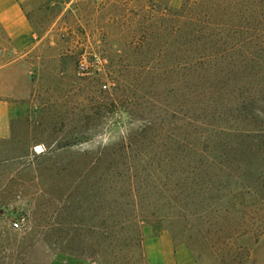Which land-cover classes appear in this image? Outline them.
<instances>
[{
	"label": "rangeland",
	"instance_id": "1",
	"mask_svg": "<svg viewBox=\"0 0 264 264\" xmlns=\"http://www.w3.org/2000/svg\"><path fill=\"white\" fill-rule=\"evenodd\" d=\"M8 2L0 14L12 13ZM18 8L29 30L18 47L0 23V82L12 105L0 137V264H264V143L252 156L220 160L234 150L198 158L190 146L184 157L173 142L194 128L181 67L202 44L184 46V32L198 29H184L181 16L213 24L205 54L227 57L208 62L254 67L264 59V0ZM237 20L250 31L219 29ZM82 58L99 69L79 76ZM136 229L140 247L125 248Z\"/></svg>",
	"mask_w": 264,
	"mask_h": 264
},
{
	"label": "trees",
	"instance_id": "2",
	"mask_svg": "<svg viewBox=\"0 0 264 264\" xmlns=\"http://www.w3.org/2000/svg\"><path fill=\"white\" fill-rule=\"evenodd\" d=\"M189 7L187 1L184 3L182 11L186 12ZM181 20L184 29L189 26L198 29L195 33L184 32V46L202 44L199 51L195 50V62L184 64L181 67L184 76V81L181 83L182 96L187 109L192 112L193 117L190 122L194 128H183L181 133L177 135V142L176 139L173 142L183 146L185 151L186 147H194L195 153H192V156L198 158L213 157L211 153L207 152V155L208 148L237 150L236 152L228 151L225 153L226 155L219 152L215 156L219 157L220 160L229 155L230 158L235 155L241 158L252 156V148L264 143V59L260 61L263 63H255L254 67L208 62L217 59L223 61L227 57L224 53H218L213 58L205 54L206 46L210 42V36H207L205 31L210 29L213 24L210 26L211 23L208 20H197L184 16H181ZM250 27L249 22L237 20L227 25L222 23L219 29L222 32L228 30L234 32L233 34H240L250 31ZM262 33L264 36V29ZM260 51L264 52V45L261 46ZM257 122L259 124L255 126L256 128H245L246 126H244V123L249 127L248 125ZM146 133L143 131L142 137ZM238 150L239 153H237ZM183 151L184 157L190 156L187 151ZM230 164H234V162L232 161ZM219 165L220 167L223 166ZM198 170L199 168L192 167L186 174L191 175ZM181 181L182 185H187L185 187H188L192 182H189L188 179ZM180 198L190 199L193 198V194H182ZM240 198L235 197L237 204H239ZM184 210L186 209H181V211ZM181 219L186 220L188 218H184L181 214ZM136 230L131 237L127 236L123 239L125 248L140 247L141 238L138 229ZM103 233L104 236L112 235V232L107 229ZM107 245V247L111 246V244Z\"/></svg>",
	"mask_w": 264,
	"mask_h": 264
},
{
	"label": "crops",
	"instance_id": "3",
	"mask_svg": "<svg viewBox=\"0 0 264 264\" xmlns=\"http://www.w3.org/2000/svg\"><path fill=\"white\" fill-rule=\"evenodd\" d=\"M31 0H9L12 13L3 12L0 14V23L2 30L11 42L18 47L22 38L29 37V30L23 27L22 18H20L19 6L29 3ZM3 66H0V79L3 77ZM11 98L7 95L6 88L0 82V137L8 133L10 123Z\"/></svg>",
	"mask_w": 264,
	"mask_h": 264
},
{
	"label": "built area",
	"instance_id": "4",
	"mask_svg": "<svg viewBox=\"0 0 264 264\" xmlns=\"http://www.w3.org/2000/svg\"><path fill=\"white\" fill-rule=\"evenodd\" d=\"M100 63L99 62H97V64H91V66L88 64V62H86V60L85 59H81V60H79L78 61V63H77V74L79 75V76H82V77H84V76H89V75H91V74H94L93 73V71H92V69L93 68H95V69H99L98 68V66L97 65H99ZM96 71V70H95ZM103 89H106V87L104 86L103 87ZM18 227H19V222H15V223H13L12 224V228L14 229V230H16V229H18Z\"/></svg>",
	"mask_w": 264,
	"mask_h": 264
}]
</instances>
